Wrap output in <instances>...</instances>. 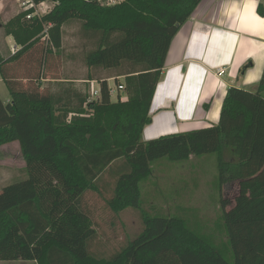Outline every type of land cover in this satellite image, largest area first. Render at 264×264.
Masks as SVG:
<instances>
[{
  "label": "trees",
  "instance_id": "1",
  "mask_svg": "<svg viewBox=\"0 0 264 264\" xmlns=\"http://www.w3.org/2000/svg\"><path fill=\"white\" fill-rule=\"evenodd\" d=\"M32 1L56 5L43 17L28 19L23 13L10 21L7 35L21 49L0 58L11 97L7 104L0 98V147L18 142L27 173L0 194V262L264 264V97L232 87L217 125L143 140L171 44L203 0H122L114 6L100 0ZM258 14L264 16L263 3ZM74 19L101 37L87 66L117 70L111 75L125 87V100L119 94L113 102L108 79L93 76L89 79L100 84V98L93 102L89 95L77 104L68 96L63 103L65 97L43 88L42 81L58 79L46 77L45 68L50 57L59 56L52 50L62 48L63 27ZM45 26L51 48L42 58L37 48L46 38ZM252 67L247 63L240 74ZM21 71L30 74L19 76ZM211 154L218 156L220 189L238 183L235 205L226 211L228 201L222 202L227 242L221 246L180 218L142 209L141 183L153 162ZM106 173L118 175L106 201L109 209L114 214L137 209L143 225L137 238L110 258L93 252L97 230L85 206L86 194H102Z\"/></svg>",
  "mask_w": 264,
  "mask_h": 264
},
{
  "label": "rangeland",
  "instance_id": "2",
  "mask_svg": "<svg viewBox=\"0 0 264 264\" xmlns=\"http://www.w3.org/2000/svg\"><path fill=\"white\" fill-rule=\"evenodd\" d=\"M30 0H0V53L9 57L14 54V44L5 37L7 25L18 15L26 13L33 17H43L51 12L56 3L47 1L43 6L36 5L28 8ZM32 1V0H31ZM102 5L114 6L122 0H100ZM27 4V5H25ZM32 10V12H30ZM41 36L46 37L38 46L39 55L45 56L46 49H50L47 39L48 28ZM101 41L100 34L86 32L83 23L77 19L69 21L63 27L62 48L52 50L53 57L45 68L46 77L80 79L93 76L103 79L117 70L92 68L87 66L86 58L91 51L98 48ZM43 64V62H42ZM36 67V66H35ZM34 67V68H35ZM34 71H32L33 73ZM31 73V74H32ZM37 72H34L36 74ZM30 72L21 71L19 76H29ZM0 73V97L4 102L10 99L7 85L2 81ZM123 80V79H122ZM98 83V82H97ZM71 85V84H67ZM118 82L110 81L109 86L117 89ZM90 86V85H89ZM91 84L90 96L93 87ZM126 99L124 92L112 95L113 101H118V95ZM92 100V101H93ZM150 176L141 183L142 209L151 216L175 217L184 220L188 227L202 236L211 238L218 246L227 242L225 228L222 222V202L227 200L226 211L235 205L238 183L219 187L218 156L217 154L194 157L187 161L173 162L167 158L159 159L151 164ZM27 176L26 163L17 144L0 148V194L4 187L11 183L20 182ZM100 182L102 194L89 192L85 196V206L90 210L98 233L106 240L102 250L112 254L135 240L142 232L143 225L140 211L128 208L120 214H114L106 201L113 196L118 175L106 173ZM105 253V252H104ZM0 264H27L21 261L0 262Z\"/></svg>",
  "mask_w": 264,
  "mask_h": 264
},
{
  "label": "crops",
  "instance_id": "3",
  "mask_svg": "<svg viewBox=\"0 0 264 264\" xmlns=\"http://www.w3.org/2000/svg\"><path fill=\"white\" fill-rule=\"evenodd\" d=\"M260 3L264 4V1H202L171 44L163 78L152 102V123L143 132L144 141L217 125L227 92L232 87L258 92L264 97V86H259L264 73V16L258 14ZM5 37L14 44V54L21 49L13 36ZM9 57L0 53V58ZM249 62L253 63V67L241 75V68ZM105 78L108 84L115 80L112 75ZM118 80L122 84L124 78ZM97 82L83 77L76 80H44L42 84L43 88L49 87L59 97H65L63 103L68 96H72L77 104L78 99L82 101L90 95L91 84L97 85L92 88V95L100 89ZM10 100L11 97L6 102L2 101L7 104ZM13 144L20 148L18 142L3 147ZM95 228L97 238L92 246L96 245L97 250L93 252L96 256L110 258L111 254L102 250V244L108 239L98 233L96 225Z\"/></svg>",
  "mask_w": 264,
  "mask_h": 264
},
{
  "label": "built area",
  "instance_id": "4",
  "mask_svg": "<svg viewBox=\"0 0 264 264\" xmlns=\"http://www.w3.org/2000/svg\"><path fill=\"white\" fill-rule=\"evenodd\" d=\"M28 8L29 9H32V8H35L36 7V5L37 4H35L33 1H28ZM25 5H27V4H25ZM44 5V3H41V4H39V6H43ZM32 16L31 15H29L28 16V19H30ZM14 52L16 51V49H14L13 50ZM109 90H110V94H111V96L113 95V94H117L118 92H120V91H124L125 90V87L123 86V85H120V86H117V89H115V88H110L109 87ZM94 96H95V99L93 100V101H97L99 98H100V89L98 90V91H96L95 93H94ZM90 101V102H93V101Z\"/></svg>",
  "mask_w": 264,
  "mask_h": 264
}]
</instances>
